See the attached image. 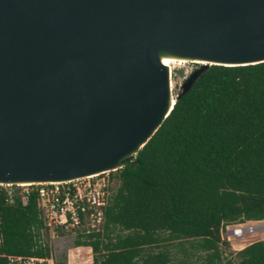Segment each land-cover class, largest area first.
<instances>
[{
  "label": "water",
  "instance_id": "95a60500",
  "mask_svg": "<svg viewBox=\"0 0 264 264\" xmlns=\"http://www.w3.org/2000/svg\"><path fill=\"white\" fill-rule=\"evenodd\" d=\"M161 52L205 61L168 109ZM262 61L264 0H0V185L114 171L207 66Z\"/></svg>",
  "mask_w": 264,
  "mask_h": 264
},
{
  "label": "trees",
  "instance_id": "16d2710c",
  "mask_svg": "<svg viewBox=\"0 0 264 264\" xmlns=\"http://www.w3.org/2000/svg\"><path fill=\"white\" fill-rule=\"evenodd\" d=\"M109 174L119 185L103 231L74 240L91 248L93 261L84 264H172L169 246L180 239L189 247L177 264H264V239L235 252L236 261L224 260L219 245L228 244L224 223L264 218V61L207 66ZM7 186L0 185V264L9 254L48 256L35 186ZM55 264L69 263L63 256Z\"/></svg>",
  "mask_w": 264,
  "mask_h": 264
},
{
  "label": "built area",
  "instance_id": "2783aa9c",
  "mask_svg": "<svg viewBox=\"0 0 264 264\" xmlns=\"http://www.w3.org/2000/svg\"><path fill=\"white\" fill-rule=\"evenodd\" d=\"M109 172L68 181L29 184L34 185L37 192L41 236L43 233L54 236L58 231L77 235L102 232L104 208L110 199L108 178L105 177ZM29 185H20L23 193L31 190ZM222 226L227 238H241L264 232V218L226 222ZM6 258L7 264H55L50 252L45 257L9 254Z\"/></svg>",
  "mask_w": 264,
  "mask_h": 264
},
{
  "label": "rangeland",
  "instance_id": "374dc122",
  "mask_svg": "<svg viewBox=\"0 0 264 264\" xmlns=\"http://www.w3.org/2000/svg\"><path fill=\"white\" fill-rule=\"evenodd\" d=\"M200 67V64L197 62L186 61L182 63H173L172 64V72H171V80H172V96L175 97L180 91L182 90V85L188 79V77ZM108 178V186H109V194L110 196L115 192L116 188L119 185V180L115 177L105 176ZM8 188L7 185H4ZM246 220V219H243ZM117 231V230H116ZM78 235L74 232H64L58 231L54 234V236H50L46 233H43L41 236V240L47 243L49 252L53 261L57 259H62L65 256L66 261L68 263L67 255L71 248H74V240ZM113 236V235H111ZM220 237L221 240H225L228 244L224 245L219 242L220 251H222V257L225 260L226 258H233L234 261L237 260L235 256V252L240 250V246L244 244H249L250 242L263 240L264 239V232L257 233L256 235L247 234L244 238H227V235L224 230V226L220 229ZM244 239V240H243ZM180 240H173L174 245L169 246L170 254L173 256L172 264H177L179 260L183 259V248H188L187 240H182V244L179 243ZM233 244V245H232ZM235 245V246H234ZM242 249V248H241ZM78 251V250H77ZM81 252V256L85 257V255L89 256L92 253L91 249H84ZM93 254V253H92ZM199 255L203 256L202 252H199ZM85 259V258H84ZM193 259V258H192Z\"/></svg>",
  "mask_w": 264,
  "mask_h": 264
},
{
  "label": "bare ground",
  "instance_id": "6f19581e",
  "mask_svg": "<svg viewBox=\"0 0 264 264\" xmlns=\"http://www.w3.org/2000/svg\"><path fill=\"white\" fill-rule=\"evenodd\" d=\"M159 58L161 60V62L163 63V65H165L166 69H167V75H168V91H169V99H168V104H167V109L170 107L171 105V102H172V99L173 97L171 96V93H172V80H171V70H172V64L173 63H182V62H186L188 60H190V58H187V57H183V56H178V55H175V54H172V53H169V52H161L159 54ZM192 61H195V62H205V61H201V60H194L192 59ZM115 166H113L111 169H114ZM110 170H104L103 172H108ZM98 173H94V174H89V175H86V176H93V175H96ZM79 178V177H77ZM73 179H76V178H73ZM63 181H68V180H63ZM51 183L53 182H61V181H49ZM30 182H18V185H29ZM41 183H46V182H41ZM6 185V184H4ZM73 250H71V258L73 257ZM78 251H79V248H78Z\"/></svg>",
  "mask_w": 264,
  "mask_h": 264
},
{
  "label": "crops",
  "instance_id": "0c3cea01",
  "mask_svg": "<svg viewBox=\"0 0 264 264\" xmlns=\"http://www.w3.org/2000/svg\"><path fill=\"white\" fill-rule=\"evenodd\" d=\"M245 236L241 237L240 239L244 238ZM244 240V239H243ZM251 243V242H250ZM233 245V244H232ZM248 244H244V245H241L239 248H243L244 246H246ZM235 246V245H234ZM79 248V251H77ZM84 249H91L89 246H75L74 248H71L69 250V253L67 255V259H68V263L69 264H84V263H91L93 261V258H92V253H90L89 256L85 255V257L81 256V252H83L82 250ZM71 250H73V257L71 258ZM83 255V254H82ZM85 258V259H84Z\"/></svg>",
  "mask_w": 264,
  "mask_h": 264
}]
</instances>
